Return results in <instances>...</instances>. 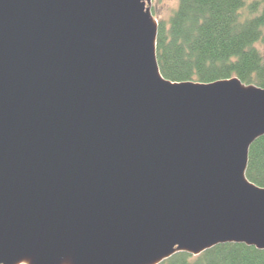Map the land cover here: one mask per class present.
Wrapping results in <instances>:
<instances>
[{
	"label": "water",
	"instance_id": "obj_1",
	"mask_svg": "<svg viewBox=\"0 0 264 264\" xmlns=\"http://www.w3.org/2000/svg\"><path fill=\"white\" fill-rule=\"evenodd\" d=\"M150 1L0 0V264L264 250V87L164 78Z\"/></svg>",
	"mask_w": 264,
	"mask_h": 264
},
{
	"label": "trees",
	"instance_id": "obj_2",
	"mask_svg": "<svg viewBox=\"0 0 264 264\" xmlns=\"http://www.w3.org/2000/svg\"><path fill=\"white\" fill-rule=\"evenodd\" d=\"M157 25V64L167 80L210 83L236 76L264 87V0H178ZM246 165L247 178L264 187V135L251 143ZM159 264H264V250L219 243Z\"/></svg>",
	"mask_w": 264,
	"mask_h": 264
},
{
	"label": "rangeland",
	"instance_id": "obj_3",
	"mask_svg": "<svg viewBox=\"0 0 264 264\" xmlns=\"http://www.w3.org/2000/svg\"><path fill=\"white\" fill-rule=\"evenodd\" d=\"M146 5L149 7L155 21H166L178 5V0H151Z\"/></svg>",
	"mask_w": 264,
	"mask_h": 264
}]
</instances>
